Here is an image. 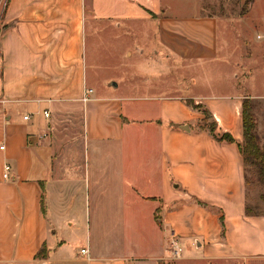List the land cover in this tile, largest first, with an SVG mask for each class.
Returning <instances> with one entry per match:
<instances>
[{
	"label": "crops",
	"instance_id": "obj_1",
	"mask_svg": "<svg viewBox=\"0 0 264 264\" xmlns=\"http://www.w3.org/2000/svg\"><path fill=\"white\" fill-rule=\"evenodd\" d=\"M168 10L163 0L8 1L0 30V264L191 259L170 257L173 232L194 259L264 264V215H246L240 150L250 97L236 91V73L224 82L232 93L192 97L217 122L216 138L202 128L204 113L185 102L191 98L158 95L180 85L156 76L173 78L182 61L206 70L220 53L217 17ZM152 22L157 35L146 55ZM123 36L139 45L122 46ZM135 55L142 60L127 61ZM224 134L234 142L218 140ZM139 229L147 231L130 234Z\"/></svg>",
	"mask_w": 264,
	"mask_h": 264
},
{
	"label": "rangeland",
	"instance_id": "obj_2",
	"mask_svg": "<svg viewBox=\"0 0 264 264\" xmlns=\"http://www.w3.org/2000/svg\"><path fill=\"white\" fill-rule=\"evenodd\" d=\"M169 6L168 12L172 15H214L219 20V48L218 59L213 62L215 65L207 66V69L188 68L183 64H177L173 78H167V75L156 78L159 81L173 80L179 84L178 89H170L165 86L159 90L158 95H176L189 97L191 99L198 95L204 94H225L232 93L236 89L231 85H225L224 82L233 79V74H239L237 80L238 92L245 93L250 97L252 103V114L256 123V131L259 137L260 147L264 150V0H163ZM148 28V38L143 41L142 45L146 50V55L150 54L154 45L157 27L155 23H150ZM122 37V46L139 45L136 37L127 39ZM142 47V48H143ZM127 59L135 61L141 57ZM123 58L118 54L113 59H106L108 63L118 62ZM142 60V58L140 59ZM237 63H242L240 67ZM239 65V64H238ZM175 66V67H176ZM115 77L121 81L129 79L121 72H112ZM108 72L101 74L106 76ZM167 78V79H166ZM208 78L212 85H203L202 80ZM197 84H194V80ZM236 86V85H235ZM187 103V101H185ZM195 102V101H194ZM75 125L79 124V119L75 117ZM71 120V119H70ZM72 125L68 122L67 128ZM79 127V125H77ZM61 130H64L62 128ZM246 176L249 181L247 190V205L252 212L264 213V203L261 195L264 194V183L260 182L257 177V171L254 166L248 165ZM199 204V203H198ZM199 205L207 207L205 204ZM209 209V207H207ZM222 225L224 224L223 218ZM119 231V230H118ZM147 230H130V234L142 233ZM223 229V234H224ZM180 243L184 247L183 255H188L191 259H185L174 262V264H209L200 259H194L192 251H188L179 236ZM169 239H167L168 244ZM80 243L77 244L78 249ZM169 246V245H168ZM190 250V247H188ZM219 264V263H216Z\"/></svg>",
	"mask_w": 264,
	"mask_h": 264
},
{
	"label": "trees",
	"instance_id": "obj_3",
	"mask_svg": "<svg viewBox=\"0 0 264 264\" xmlns=\"http://www.w3.org/2000/svg\"><path fill=\"white\" fill-rule=\"evenodd\" d=\"M187 104L191 106L192 108L202 111L205 115V118L202 120V128L208 129L216 138V128H217V122L212 118L210 113L207 109H204L202 105H197L195 102L191 99L187 100ZM252 103L250 98H245L243 102V129H244V139L243 143L240 144V150L244 158L245 163V171L247 170V166L251 165L256 168L257 171V177L258 180L262 183H264V150L260 147L259 144V137L256 131V123L252 114ZM220 141H229L234 142V138L230 134H224L221 138H218ZM245 184H246V200H247V190L249 181L247 179L246 173H245ZM261 199L264 203V194L261 195ZM246 215H264V213L261 212H252L246 201ZM45 249L42 250L38 257H44Z\"/></svg>",
	"mask_w": 264,
	"mask_h": 264
},
{
	"label": "built area",
	"instance_id": "obj_4",
	"mask_svg": "<svg viewBox=\"0 0 264 264\" xmlns=\"http://www.w3.org/2000/svg\"><path fill=\"white\" fill-rule=\"evenodd\" d=\"M8 1L9 0H0V30L3 26V22H4V14H5V11H6V8H7V5H8ZM45 115L47 117H49V113L46 112ZM25 120H28L29 119V116H25L24 117ZM2 149L4 148L3 146L1 147ZM12 168H11V165L10 164H6L4 166V175H3V178L5 180L9 179L10 178V172H11ZM169 241H168V251L170 253V257L173 259V260H179L182 258L183 256V246L182 244L180 243V239H179V235L176 234V233H171L168 237ZM82 254H87L88 251L87 249H82L81 251Z\"/></svg>",
	"mask_w": 264,
	"mask_h": 264
}]
</instances>
